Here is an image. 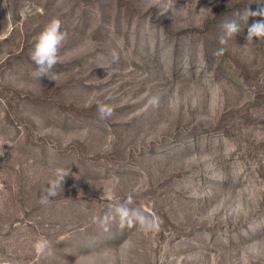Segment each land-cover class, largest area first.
<instances>
[{
  "label": "rangeland",
  "instance_id": "374dc122",
  "mask_svg": "<svg viewBox=\"0 0 264 264\" xmlns=\"http://www.w3.org/2000/svg\"><path fill=\"white\" fill-rule=\"evenodd\" d=\"M246 7L264 0H0V264H264V39L246 41ZM52 18L67 38L39 80ZM129 195L158 230L100 226Z\"/></svg>",
  "mask_w": 264,
  "mask_h": 264
},
{
  "label": "clouds",
  "instance_id": "9594fccd",
  "mask_svg": "<svg viewBox=\"0 0 264 264\" xmlns=\"http://www.w3.org/2000/svg\"><path fill=\"white\" fill-rule=\"evenodd\" d=\"M240 21L247 24L250 17H261L259 21L254 22L247 29L246 41L252 42L255 39H264V7L258 8L255 11L246 7L243 11L235 14ZM223 32L218 38V43L221 47L214 51V55L222 56L226 52L228 39L233 38L241 31V25L237 20L225 22L222 25ZM67 38V32L62 30V21L59 18H52L43 28L36 39L34 49L31 52L30 58L36 65V70L32 73L34 78L40 80L41 77H47L49 80L55 81L56 74L52 71L59 62V50ZM113 63L119 60V54L116 50H112ZM97 113L101 120L108 119L113 114V109L110 105L97 101ZM151 104L158 103V97H152L149 101ZM3 153H0L2 155ZM70 170L57 168L54 172V179H51L43 190L40 197L41 204L49 203L50 197H56L63 190V182L65 177L69 175ZM116 178L113 177V180ZM111 193H109L110 195ZM132 203V197L129 195L126 202L118 204L114 208L106 212L103 217L97 218V222L102 228L107 230L110 222L119 221L120 226H139V229L144 232H153L158 230L159 221L155 215H147L139 208L129 207ZM36 249L41 253L52 255L50 242L41 239L35 244Z\"/></svg>",
  "mask_w": 264,
  "mask_h": 264
}]
</instances>
